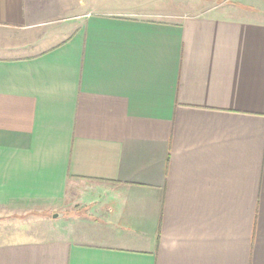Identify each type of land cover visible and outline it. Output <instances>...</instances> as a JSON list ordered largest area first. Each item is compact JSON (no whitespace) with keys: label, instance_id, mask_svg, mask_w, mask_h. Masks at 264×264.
I'll list each match as a JSON object with an SVG mask.
<instances>
[{"label":"crops","instance_id":"crops-1","mask_svg":"<svg viewBox=\"0 0 264 264\" xmlns=\"http://www.w3.org/2000/svg\"><path fill=\"white\" fill-rule=\"evenodd\" d=\"M118 5L0 0V264H264V0Z\"/></svg>","mask_w":264,"mask_h":264},{"label":"rangeland","instance_id":"rangeland-1","mask_svg":"<svg viewBox=\"0 0 264 264\" xmlns=\"http://www.w3.org/2000/svg\"><path fill=\"white\" fill-rule=\"evenodd\" d=\"M119 5L115 10L119 13L130 15L132 12L140 14L143 18L157 19V13L162 11L179 12L180 2L182 0H116ZM133 3V4H132ZM110 9V7H108ZM119 10V11H118ZM157 14V15H156ZM56 223L51 219H46L41 215L35 214L33 211L28 213H0V231H13L14 229H32V231L51 232L56 228ZM59 223V222H58ZM55 224V225H53ZM53 225V226H52ZM42 229V230H41Z\"/></svg>","mask_w":264,"mask_h":264},{"label":"water","instance_id":"water-1","mask_svg":"<svg viewBox=\"0 0 264 264\" xmlns=\"http://www.w3.org/2000/svg\"><path fill=\"white\" fill-rule=\"evenodd\" d=\"M59 217H62V215H55V218H59Z\"/></svg>","mask_w":264,"mask_h":264}]
</instances>
